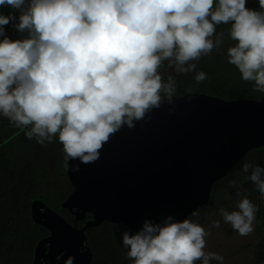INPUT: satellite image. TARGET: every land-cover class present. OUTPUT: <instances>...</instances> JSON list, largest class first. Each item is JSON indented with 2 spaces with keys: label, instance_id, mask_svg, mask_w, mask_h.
<instances>
[{
  "label": "clouds",
  "instance_id": "1",
  "mask_svg": "<svg viewBox=\"0 0 264 264\" xmlns=\"http://www.w3.org/2000/svg\"><path fill=\"white\" fill-rule=\"evenodd\" d=\"M0 0V117L41 146L62 144L66 160L96 161L121 128H133L153 109L171 104L176 75L207 74L197 62L219 50L225 34L228 63L264 93V0ZM18 13V15H17ZM227 25L217 31L218 26ZM20 34L12 39L6 28ZM79 170V165L72 168ZM230 181L235 210L219 209L240 236L254 231L257 206L241 189L250 182L264 200V166L241 167ZM196 215V213H193ZM214 221L212 227H219ZM210 232L200 223L167 215L125 230L131 264H224L205 251ZM68 264H72L71 258Z\"/></svg>",
  "mask_w": 264,
  "mask_h": 264
},
{
  "label": "water",
  "instance_id": "2",
  "mask_svg": "<svg viewBox=\"0 0 264 264\" xmlns=\"http://www.w3.org/2000/svg\"><path fill=\"white\" fill-rule=\"evenodd\" d=\"M260 146L264 96L173 95L171 104L163 103L133 128L115 133L96 161L67 160L73 190L62 207L73 212L75 224L34 200L32 219L50 234L36 244L32 264H68L70 258L72 264H90L86 230L104 222H121L137 232L145 219L188 218L209 203L214 183ZM76 165L79 170L73 171ZM88 212L93 218L78 228L76 222Z\"/></svg>",
  "mask_w": 264,
  "mask_h": 264
},
{
  "label": "trees",
  "instance_id": "3",
  "mask_svg": "<svg viewBox=\"0 0 264 264\" xmlns=\"http://www.w3.org/2000/svg\"><path fill=\"white\" fill-rule=\"evenodd\" d=\"M247 7L258 9V0H247ZM227 27V25H220L218 26L217 31L219 32L225 30ZM233 44L234 42L227 37V34H225L224 42L221 45L220 49L214 50L210 55L202 57L197 62V71H203L209 75L208 78L201 83H197L195 81L194 72L176 75L172 69L167 68L166 66L162 67L160 71L162 74H164L165 78L168 73H171L177 80V89L174 95L181 96L189 92H204L214 96L217 95V97H221L224 99L262 98L264 96V93L256 91L251 82L242 80L239 71L233 65L228 63L227 48L232 46ZM20 133L21 132L13 134L11 137L8 136V138L2 142V145L8 142L10 143V141H12ZM49 146L50 143L44 146V148H48ZM253 150H255V152L249 155V152ZM250 151L231 169H237L235 174L240 173L244 177L245 174L241 172V167L244 162L250 161L254 164L264 166V146L253 148ZM38 152L40 153H37L35 155L38 160L34 161L33 165H35L37 162L43 163V165H50L51 161L49 157H47L44 149H40L38 150ZM12 163L14 164L13 159L10 160L9 158L8 162L1 161L0 164V264H31L34 248L38 241L48 233V230L46 227L33 221L30 214V205L32 200H34L35 198L43 199L48 205H50L51 203H48L44 199L45 197H42L44 196L43 192H41L40 194L42 196H37V193H35L34 190H30L31 188H33L32 186L34 184L36 187L35 190L37 189L39 191V185L44 182L43 179L40 177L34 180L31 175H19L18 171L16 170L17 166L16 169L10 168L14 166ZM61 164L63 163L61 162ZM59 172L63 175V177H67L64 164L61 165V171ZM229 172L227 173V175L229 174ZM238 180H242V178L240 179L239 177ZM219 181L214 183L211 195L215 191H225V189H227L230 190L235 198H240L236 194L237 190L233 187L232 189L228 186L216 187V184H218ZM67 185L69 186L68 191H63L64 193L61 191L62 194L61 196H59V207L62 206L61 202L66 199V195L71 189V185L69 182ZM27 191H29L28 195L26 194ZM241 191L243 195L247 194L250 191L258 192L255 189V186L250 182H245ZM211 197L212 196H210V200ZM203 208L205 210L207 206H204ZM203 208H199L194 213L197 214L198 212L202 211ZM55 209L60 210L62 208L60 207L59 209L58 207H55ZM87 217H92V214L88 213ZM260 220L262 222L259 228L260 234L258 238L260 239L257 243L256 263L264 264V252L262 248V230H264V220ZM105 223H110L111 225L120 224L135 233V231L121 222ZM93 228L94 227H91L89 230ZM90 239L92 241L91 237ZM96 257L97 255H94L93 264H96Z\"/></svg>",
  "mask_w": 264,
  "mask_h": 264
},
{
  "label": "rangeland",
  "instance_id": "4",
  "mask_svg": "<svg viewBox=\"0 0 264 264\" xmlns=\"http://www.w3.org/2000/svg\"><path fill=\"white\" fill-rule=\"evenodd\" d=\"M208 76L207 74V78ZM17 131L18 129L13 127L6 118L0 117V164L1 161L8 162L10 158V160L13 159L14 164H12L15 166L10 168L16 169L17 166L16 170L19 175H31L34 180L41 177L44 182L39 185V191L37 189L35 190L36 187L33 183V188L30 190H34L37 196H42L40 194L43 192L44 196L42 197H45L44 199L48 203H51L50 205L52 207L55 206L60 209L58 204L60 202L59 196H61L63 191H68V187L65 185L67 181L63 179L59 172L61 171L60 164L65 158L62 151V144L58 143L59 141L57 139L53 143H50L48 148H44V146L37 143L35 139H27L24 132H21L10 141V143L8 142L2 145V142L6 140L8 136L11 137L13 134H16ZM40 149H44L47 157H49L51 161L50 165H43V163L39 162L33 165L34 161L38 160L35 155L40 153L38 152ZM253 152H255V150L250 151L249 155ZM236 170L237 169L231 170L225 178L221 179L218 184H216V187L228 186L232 189L230 181L238 180L239 177L243 180L244 177L240 173L235 174ZM28 193L29 191H27L26 194L28 195ZM244 195L258 208L254 223V231L248 236H240L237 232L233 231L230 225L223 222L219 214L220 208H224L228 211L235 210L236 203L240 199L235 198L230 190L227 189H225V191L219 190L212 193V201L210 200L206 205L207 208L205 210L203 208V210L196 215L192 214L188 217V219L200 223L210 232V235L207 237L205 251H212L223 255L224 264H257L256 251L257 243L260 239L258 238L260 234L259 228L262 222L260 219L264 220V200L260 199L259 207L257 192L250 191ZM214 221H220V226L212 227ZM125 230L129 229L120 224L111 225L110 223H103L88 231L89 237L92 238L91 243L94 255H97L96 264H131V261L127 258V249H125L121 243L122 233ZM262 238V248L264 252V230H262ZM197 264H199V262H197ZM211 264H218V262L212 261Z\"/></svg>",
  "mask_w": 264,
  "mask_h": 264
},
{
  "label": "flooded vegetation",
  "instance_id": "5",
  "mask_svg": "<svg viewBox=\"0 0 264 264\" xmlns=\"http://www.w3.org/2000/svg\"><path fill=\"white\" fill-rule=\"evenodd\" d=\"M19 132H22L20 129H18V131L16 132V133H19ZM66 162H67V160L66 159H64V161H62V163L65 165V172H66V176L67 177H63V175L61 174V176L63 177V179H65L66 181H67V184H68V182L70 183V185H71V189L69 190V192L67 193V197L69 196V194L71 193V191L73 190V185H72V183H71V181H70V179H69V177H68V174H67V170H66ZM63 164H61V165H63ZM66 183H65V185H67ZM67 187H69L68 185H67ZM66 197V198H67ZM34 200H41V201H43L48 207H50L52 210H54V211H56V212H58L59 214H61L69 223H71V224H75V218H76V216L73 214V212H71V211H69V209L68 208H66V207H62V206H60L62 209H60V210H58V209H55V208H53V207H51L50 205H48L43 199H41V198H35ZM34 200H32V202L34 201ZM32 202H31V204H32ZM62 205V204H61ZM73 210H75V209H73ZM88 213H90V212H88ZM88 213H86V215H85V217L82 219V220H78L77 222H76V225H77V227L78 228H81L85 223H86V221L87 220H91L92 218H93V214H92V217H87V215H88ZM30 214H31V205H30ZM32 217V216H31ZM105 223V222H104ZM90 229V228H89ZM89 229L88 230H86V240H85V244H86V246L88 247V249H89V251H91V253H92V260H91V263L90 264H93V261H94V251H93V247H92V243H91V239H90V237H89V234H88V231H89ZM48 230V229H47ZM50 234V231L48 230V233L46 234V235H44L43 237H45V236H48ZM42 237V238H43ZM33 257H34V251H33ZM33 257H32V260H33ZM55 263H57L58 261H59V256H57L56 257V259H55ZM31 264H32V261H31ZM43 264H46L45 262H43ZM47 264H52L51 262H49V263H47Z\"/></svg>",
  "mask_w": 264,
  "mask_h": 264
},
{
  "label": "crops",
  "instance_id": "6",
  "mask_svg": "<svg viewBox=\"0 0 264 264\" xmlns=\"http://www.w3.org/2000/svg\"><path fill=\"white\" fill-rule=\"evenodd\" d=\"M9 11H10V9L7 7L0 9V12H3L4 14H7ZM17 15H18V13H17ZM6 31H7V34L10 38H12V39L20 38V34L18 32H16L11 26H8L6 28Z\"/></svg>",
  "mask_w": 264,
  "mask_h": 264
}]
</instances>
